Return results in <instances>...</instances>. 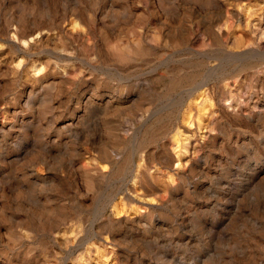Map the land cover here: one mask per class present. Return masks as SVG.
Listing matches in <instances>:
<instances>
[{"label":"rangeland","instance_id":"obj_1","mask_svg":"<svg viewBox=\"0 0 264 264\" xmlns=\"http://www.w3.org/2000/svg\"><path fill=\"white\" fill-rule=\"evenodd\" d=\"M0 264H264V0H0Z\"/></svg>","mask_w":264,"mask_h":264},{"label":"bare ground","instance_id":"obj_2","mask_svg":"<svg viewBox=\"0 0 264 264\" xmlns=\"http://www.w3.org/2000/svg\"><path fill=\"white\" fill-rule=\"evenodd\" d=\"M32 45V44H31ZM183 162V161H182Z\"/></svg>","mask_w":264,"mask_h":264}]
</instances>
